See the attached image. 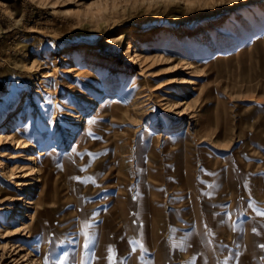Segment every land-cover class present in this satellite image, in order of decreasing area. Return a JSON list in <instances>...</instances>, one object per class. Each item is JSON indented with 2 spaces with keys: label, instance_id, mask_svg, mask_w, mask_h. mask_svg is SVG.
<instances>
[{
  "label": "rangeland",
  "instance_id": "rangeland-1",
  "mask_svg": "<svg viewBox=\"0 0 264 264\" xmlns=\"http://www.w3.org/2000/svg\"><path fill=\"white\" fill-rule=\"evenodd\" d=\"M125 29L178 33L188 46L157 43L143 74L127 72L124 46L107 45ZM204 29L215 46L200 41ZM83 46L98 57L105 92L125 93L123 109L112 121L95 118L76 151V141L56 135L53 114L29 118L33 140L49 133L55 153L41 165V204L17 205L36 212L33 238L11 240L35 242L45 264L62 253L57 264H264V0H0V119L31 100L44 54L57 67L55 97L71 96L78 78L63 58ZM219 52L232 55L215 59ZM190 79L191 89L181 82ZM179 88L190 92L184 116L186 105L171 111L165 92ZM143 91L151 104L137 97Z\"/></svg>",
  "mask_w": 264,
  "mask_h": 264
},
{
  "label": "bare ground",
  "instance_id": "bare-ground-1",
  "mask_svg": "<svg viewBox=\"0 0 264 264\" xmlns=\"http://www.w3.org/2000/svg\"><path fill=\"white\" fill-rule=\"evenodd\" d=\"M90 5V4H89ZM246 20V19H244ZM249 23H251L248 20ZM215 30L223 37L229 35L226 30L222 29L219 25L215 27ZM89 34V30H85ZM132 30H122L116 37L110 38L107 41V45L110 49H114L116 43L123 47L122 58L128 63L127 72L141 69L142 74L148 67L149 62L152 61L153 47L157 43H163L166 41L172 47H177L175 51H179L183 46L187 45L183 35L178 33L169 34V38L166 32L159 34L158 36L150 35L149 33L138 34L134 33ZM127 38L129 39L127 41ZM212 33L209 29H204L203 38L200 39L202 43L205 41H210L213 46H215L216 41H212ZM235 52L234 55H238ZM232 55V54H231ZM231 55L227 53L219 52L214 58L215 59H228ZM181 61H184L187 68H194L195 61L190 60L185 55H180ZM98 57L90 53L89 46H83L78 50L76 55L69 54L63 58V63L69 68L66 70L70 72V66H74L75 78L74 85L71 87V93L65 95L66 97L59 100L55 97L56 85L52 78H54L57 67L51 64L49 56L44 54L42 56L41 64L44 72H41L42 78L37 79L32 82V85L36 86L31 90L30 99L26 103L22 104L21 100L18 99L14 104L10 114L8 116L3 115L0 119V251H2L3 263L9 264L7 261L10 258H14L11 262H16L14 264H45L48 261L46 254H40L37 256L35 250L39 249V246L32 242L30 247L26 248L24 244L18 241L11 240L12 238L24 237L30 239L33 238V226L36 220V212H27L24 208L28 210H36L41 204L40 192L37 190L40 183H43L42 179V169L41 165L46 164L52 160V154L55 150L52 149V141L49 133L43 135L42 138L34 141L33 138L36 137V130L34 127L31 129L28 127L27 122L30 117L36 116L40 113L45 121L49 120V116L53 114L54 124L58 132L56 135L60 140L69 139L71 141H76L74 150L76 151L81 141L85 137V134L91 128L95 118L100 117V119H110L116 115V112H120L123 109L124 101L126 100L125 93L121 92L113 97H110L106 89H103L101 83L97 79L95 74L98 68ZM87 63L88 69L84 70L83 63ZM115 70H119L120 67L116 61H111ZM34 63V62H33ZM185 68V69H187ZM67 71L65 73H67ZM121 80V77H118ZM181 82L187 83L192 88L191 85L197 84V81L190 79L188 81L182 80ZM111 84V82L109 83ZM157 88H154L156 90ZM189 90L179 88L176 91L165 90L166 94L172 95V100L170 102L173 108L178 109L181 106H185V110L180 113V116H184L190 112V105L186 104L187 100L185 95H190ZM125 92V91H124ZM33 94L37 95V99H33ZM101 95H103L101 97ZM139 98H147L149 94L146 91L137 94ZM180 99V100H179ZM147 100V105L151 104V98ZM166 100V97H163ZM162 100V101H163ZM167 104V103H166ZM97 105L96 112L93 117H85L84 109L89 110ZM79 106V107H78ZM83 107V109L80 108ZM151 111L153 112V105H150ZM111 113L113 115H111ZM62 116V121L66 119H74L71 125H66L60 120ZM111 117V118H109ZM41 118V119H42ZM181 118V117H180ZM85 120V132L81 133L79 127L81 121ZM51 122V121H50ZM49 123V122H48ZM179 126V125H178ZM177 130H179L177 128ZM168 136V135H167ZM168 136L167 138H169ZM15 146L14 151L10 148ZM12 148V147H11ZM59 148V147H56ZM8 174L12 179L14 188L11 187L4 178V175ZM16 188V189H15ZM40 190V189H39ZM39 192V193H38ZM35 193L37 195L35 196ZM24 203L22 207H17L19 203ZM12 212H17L13 214ZM12 213V214H11ZM12 216V222L9 218ZM28 219L31 222L28 223ZM16 225L17 227L12 228L10 225ZM12 244V245H10ZM12 250V251H11ZM26 252L24 255L23 252ZM9 252V253H8ZM22 257L17 259V256ZM65 255L62 253L58 260L54 261V264L60 260L62 261ZM21 259V260H20Z\"/></svg>",
  "mask_w": 264,
  "mask_h": 264
},
{
  "label": "snow or ice",
  "instance_id": "snow-or-ice-1",
  "mask_svg": "<svg viewBox=\"0 0 264 264\" xmlns=\"http://www.w3.org/2000/svg\"><path fill=\"white\" fill-rule=\"evenodd\" d=\"M261 215H264V213H261ZM262 247H264V245H262Z\"/></svg>",
  "mask_w": 264,
  "mask_h": 264
}]
</instances>
